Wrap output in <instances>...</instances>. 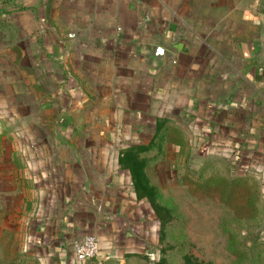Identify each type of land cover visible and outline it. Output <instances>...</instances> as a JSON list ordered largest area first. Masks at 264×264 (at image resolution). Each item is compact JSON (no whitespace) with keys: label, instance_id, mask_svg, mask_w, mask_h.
<instances>
[{"label":"crops","instance_id":"crops-1","mask_svg":"<svg viewBox=\"0 0 264 264\" xmlns=\"http://www.w3.org/2000/svg\"><path fill=\"white\" fill-rule=\"evenodd\" d=\"M261 2L0 0V97L42 101L24 111L29 117L46 101L65 103L68 97L76 101L73 110L84 101L110 105L114 92L131 102L166 71L167 76H160L166 77L168 92L182 93L188 105L199 100L203 130L213 124L209 117H215L219 139L238 159L246 150L248 170L261 178L264 188V53L259 44L264 11H256ZM153 46L163 48L164 56L156 55ZM127 92L134 98H127ZM91 108L97 109L95 104ZM133 114L137 112L125 111ZM11 141L13 148L23 150L6 158L21 163L8 176L22 181L28 199L0 227L14 229L9 240L34 236L29 245L35 250L27 254L38 256L36 264L122 263L141 247L132 229L143 205L136 196L132 199L126 182L112 187L111 167L98 165L106 157L98 162L65 156L63 143L56 140ZM7 191L15 194L20 187L15 182ZM88 234L99 239V251L79 262L72 245ZM16 254L9 258L34 264L32 256Z\"/></svg>","mask_w":264,"mask_h":264},{"label":"rangeland","instance_id":"rangeland-1","mask_svg":"<svg viewBox=\"0 0 264 264\" xmlns=\"http://www.w3.org/2000/svg\"><path fill=\"white\" fill-rule=\"evenodd\" d=\"M256 11H264L263 2L256 4ZM256 23L258 30V20ZM160 75L167 76L166 71L156 75L150 91L143 96L138 94L131 102L114 92L110 105L101 100L90 101L89 105L84 101L73 110L76 101L68 97L64 98L65 103L63 100L48 101V104L43 101L48 110L41 105L31 117L24 116V111L39 107L42 101L0 97V221H7L8 225L14 218V209H22L28 199L21 188L22 181L8 176V172L12 175L19 171L21 163L18 160L16 164L10 163L6 158L12 152L23 150L13 148L11 140H56L63 143L61 150L65 156L95 157L100 161L106 157L105 164L98 160V165L111 167L112 187L126 182L132 199L136 196L143 205L141 216L132 229L141 247L125 255L122 263L114 264H159L163 242L161 218L157 213L161 206L156 205L174 206L183 217L181 228L175 227V220L166 221V245H176V250L168 257V264H250L238 250L240 248L236 251L231 248L232 231L239 228L240 239L246 246L264 244L263 181L248 170L246 150L239 152L238 159L233 149L219 139L214 130L215 117H209L213 126L203 130L205 123L199 111L200 101L192 100L188 105L182 93L168 92L167 79ZM134 96L126 94L127 98ZM94 104L95 111L91 108ZM129 109L137 114L125 115ZM108 111L111 113L104 114ZM121 111L124 115H116ZM36 151L41 154L38 149ZM41 151H48V148L42 147ZM130 157H141L143 162L130 165V160L125 161ZM213 161L217 163L209 168ZM224 173L228 179L224 178ZM242 176L251 177L255 184L248 179L233 180ZM15 182L20 191L9 195L7 188ZM126 199L131 200L127 196ZM160 212L164 213L163 209ZM10 230L14 229L0 227V264H23L25 260L9 258L15 252L16 256H32L31 261L36 264L38 256L27 254L35 250L33 244L29 245L30 240L35 241L34 236L9 240ZM254 264H264V253Z\"/></svg>","mask_w":264,"mask_h":264},{"label":"trees","instance_id":"trees-1","mask_svg":"<svg viewBox=\"0 0 264 264\" xmlns=\"http://www.w3.org/2000/svg\"><path fill=\"white\" fill-rule=\"evenodd\" d=\"M130 160V161H128ZM125 161H128L130 165H137L139 163L143 162V159L141 157L136 158V157H130V158H126ZM217 163L216 161H213V163L209 166V168H211L213 166V164ZM135 170L137 171L138 169L136 167ZM224 178L228 179V176L226 175V173H224ZM253 180V185L255 184V180L252 179L249 176H242V177H236L233 180ZM135 181L138 180L135 179ZM140 184H138L139 186ZM258 192V191H257ZM256 195V192L254 193ZM161 206L159 209V211H157L159 217L161 218V225H162V231H161V241L163 242V248H162V252H161V258H160V262L159 264L163 263V264H168V257H171L173 250H176V245L175 244H171L170 246L166 245L165 239H166V221L170 220V222H172L173 220H175L177 222V224H174L175 227L177 228H181L182 227V214L180 212H178L176 210V208L174 206H170V207H163L162 205H156ZM160 209H163V212H160ZM236 231H232L233 232V240L231 242V248H233L235 251L238 249L241 251V254L243 255V257L248 258V260L250 261V264H254V262L256 261V259L258 258V256H260V254L264 253V244L260 243V245L257 243L258 246L253 245V246H246L242 240L240 239V230L239 228H234ZM174 235V234H173ZM130 257H132L130 255Z\"/></svg>","mask_w":264,"mask_h":264},{"label":"built area","instance_id":"built-area-1","mask_svg":"<svg viewBox=\"0 0 264 264\" xmlns=\"http://www.w3.org/2000/svg\"><path fill=\"white\" fill-rule=\"evenodd\" d=\"M68 36L73 37L75 35L69 33ZM72 247L75 259L82 262L97 256L99 251V239L95 235L88 234L80 240H75Z\"/></svg>","mask_w":264,"mask_h":264},{"label":"water","instance_id":"water-1","mask_svg":"<svg viewBox=\"0 0 264 264\" xmlns=\"http://www.w3.org/2000/svg\"><path fill=\"white\" fill-rule=\"evenodd\" d=\"M261 21H262V25H263V30L261 33V37L259 40V44L263 49V53H264V13H261L260 15ZM152 50L156 53V55H158L159 57H163L165 54V50L159 46H153Z\"/></svg>","mask_w":264,"mask_h":264}]
</instances>
